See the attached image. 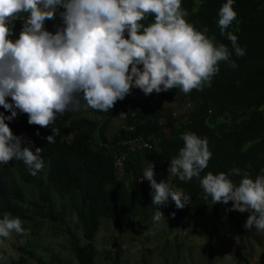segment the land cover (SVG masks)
I'll return each mask as SVG.
<instances>
[{
    "label": "clouds",
    "instance_id": "clouds-1",
    "mask_svg": "<svg viewBox=\"0 0 264 264\" xmlns=\"http://www.w3.org/2000/svg\"><path fill=\"white\" fill-rule=\"evenodd\" d=\"M234 3L224 0L216 21L220 35L230 43V51L229 46L208 37L206 27L197 30L186 21L188 13L181 0H0V107L10 113L0 112V165L19 160L29 175L36 176L44 162L40 148L30 150L31 142L42 146V127L50 126L58 114L79 111L81 101L93 110L114 114L115 102L133 101L138 96L139 92L131 88L147 96L173 88L187 94L210 86L219 70L218 62L235 68L231 57L245 55L238 37L226 31L236 18ZM20 13L27 15L18 19ZM149 15L152 22L145 26L141 21ZM54 16L59 17L60 25L55 24L52 33L45 30L44 22ZM15 19L23 24L20 31L12 32ZM15 33L18 35L12 39ZM155 97L158 95L152 97L158 102ZM125 113L112 118L111 123H121ZM57 134L58 130L51 128V135L44 139L54 143ZM180 138L183 146L169 161L167 182L155 180L161 172L159 161L144 164L137 180L138 184L143 180L149 183L152 204L157 206L153 222L164 220L157 208L169 199L177 209L190 201L183 191L171 187V179L188 181L195 177L202 199L210 198L212 204L231 201L227 211L249 213L243 225L246 230L264 231V168L254 178L238 168L201 177L212 155L207 138L191 131ZM25 142L28 146L22 147ZM116 148L114 167L120 176L131 155L151 146L139 137L117 143ZM233 175L240 177L238 182L229 178ZM25 184L20 187L30 199L26 187L36 191ZM23 230L19 217L9 213L0 217V238Z\"/></svg>",
    "mask_w": 264,
    "mask_h": 264
},
{
    "label": "trees",
    "instance_id": "trees-1",
    "mask_svg": "<svg viewBox=\"0 0 264 264\" xmlns=\"http://www.w3.org/2000/svg\"><path fill=\"white\" fill-rule=\"evenodd\" d=\"M223 2L181 0V7L188 13L187 22L197 30L206 27L208 37L229 46L231 51L229 41L220 35L216 24L217 12ZM232 7L236 18L226 31L236 35L238 44L245 49L244 56L231 57L237 67L230 68L225 62H218L219 70L213 75L210 86L193 89L187 94L173 88L146 96L139 89L131 88L139 92L138 96L133 101L123 99L115 102L114 114L93 110L83 101L79 111L58 114L50 126L42 127V146L31 142L30 150L40 148L44 162V167L36 176L29 175L26 166L19 160L13 159L0 165V217L9 213L13 217L29 220L32 208L40 220L55 226L64 225L66 215L73 212L81 231V241L85 240V244L81 245V241L69 235L73 262L96 264L94 242L103 224L112 223L121 232V220L124 219L131 228L150 232L152 215L157 206L152 204L148 181L138 184L137 180L142 176L144 164L159 161L161 172L155 180L157 183L161 180L167 182L169 161L183 146L182 133L191 131L207 138L212 155L207 167L201 171V177L208 172L227 174L230 169L238 168L248 171L254 178L264 168V0H235ZM26 15L20 13L17 18ZM18 19L13 21L12 32L21 29L23 23ZM152 19L149 15L141 23L147 26ZM55 24L60 25L58 16L46 19L44 28L54 33ZM155 95H158V102L152 98ZM6 99L11 102L10 98ZM170 100L176 101V108L163 109V102ZM181 104L189 109L180 111ZM123 111L126 112L125 119L109 140L111 119L117 118ZM0 112L10 115L2 107ZM51 128L57 129L58 134L54 136L55 142L48 144L44 137L51 135ZM29 134L36 138L32 132ZM139 137L147 141L151 149L131 155V159L125 162L123 174L118 176L113 157L114 153H118L117 143ZM24 146H28V142L23 143ZM229 178L233 182L240 179L235 175ZM19 180L35 189L36 201L25 197ZM170 183L174 190L179 189L190 197L188 205L181 209H177L170 199L157 208L172 224L178 226L182 221L205 218L217 223L235 222L239 234H253V229L240 228L249 213L227 211L231 208V201L212 204L210 198L202 199L197 178L182 181L173 177ZM26 204L30 208H25ZM22 228L23 231L28 229L23 224ZM210 233L203 247L208 260L206 264H211L209 258L217 231ZM254 238L259 242L257 237ZM168 248L164 243L158 256L163 257V251ZM175 248L178 257L182 245L176 244ZM14 251L18 258L9 259L4 264H29V260L34 258L31 241L14 247ZM115 251L116 258L112 264H120L119 253L123 249L116 246ZM144 252L151 257L158 250H142L141 259L146 263ZM38 264L44 262L38 260Z\"/></svg>",
    "mask_w": 264,
    "mask_h": 264
},
{
    "label": "rangeland",
    "instance_id": "rangeland-1",
    "mask_svg": "<svg viewBox=\"0 0 264 264\" xmlns=\"http://www.w3.org/2000/svg\"><path fill=\"white\" fill-rule=\"evenodd\" d=\"M17 35L18 33H15L11 38L15 39ZM176 106L175 100H170L163 109H173ZM179 109L187 111L189 108L182 105ZM119 124L115 121L109 125V138L115 135ZM20 185L27 186L23 182H20ZM25 193L31 200L37 198L29 187H26ZM28 206L26 204L25 208ZM30 213L32 217L29 220L21 219L22 224L28 229L19 234L13 232L8 238H0V257H3L0 263L4 264L9 259L16 260L19 255L14 251V247L31 241L34 258L29 260V264H38V260L43 261L44 264H74L75 260L69 248V235L81 241L76 215L69 212L65 217L64 225L53 226L50 222L35 216L32 208ZM169 220L153 222L149 228L150 232L137 227L131 228L124 219L121 220L123 225L121 232L112 223L103 224L94 242L97 250L96 264H112L116 258V246L123 249L119 253L120 264H206L208 260L203 247L213 230H216L217 234L214 235L215 244L212 246L209 258L211 264H264V231L253 229L252 235L243 236L239 234L235 222L217 223L200 218L182 221L177 226ZM243 225L242 223L240 228L246 230ZM254 237H257L259 242ZM164 243L169 248L163 251V257H159ZM83 244L85 240L81 241V245ZM176 244L182 245L178 257L174 252ZM143 249H156L158 252L151 257L144 252L146 263H143L141 259Z\"/></svg>",
    "mask_w": 264,
    "mask_h": 264
},
{
    "label": "built area",
    "instance_id": "built-area-1",
    "mask_svg": "<svg viewBox=\"0 0 264 264\" xmlns=\"http://www.w3.org/2000/svg\"><path fill=\"white\" fill-rule=\"evenodd\" d=\"M147 147V146H146Z\"/></svg>",
    "mask_w": 264,
    "mask_h": 264
}]
</instances>
